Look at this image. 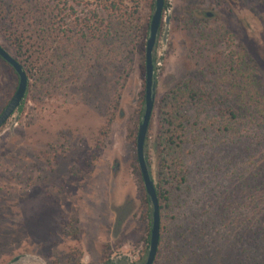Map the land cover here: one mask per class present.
Masks as SVG:
<instances>
[{
  "label": "rangeland",
  "instance_id": "374dc122",
  "mask_svg": "<svg viewBox=\"0 0 264 264\" xmlns=\"http://www.w3.org/2000/svg\"><path fill=\"white\" fill-rule=\"evenodd\" d=\"M78 1L0 0V46L34 68L36 47L29 41L61 23L74 29L103 2ZM145 3L144 25L154 9ZM165 4L144 150L155 188L167 92L192 84L210 99L227 95V105L242 117L227 121L230 130L223 131L228 119L218 116L217 103L180 111L188 123L168 161L175 200L160 212L163 241L155 264H237L242 249L264 260V237L255 240L253 223L264 226V123L240 102L246 91L231 94L226 85L227 69L243 65L252 79L246 95L264 98V0ZM142 32L129 64L73 55L72 69L59 79L40 83L29 75L21 106L0 127V264H144L151 212L148 218L136 159L148 37ZM17 85L16 73L0 58V113Z\"/></svg>",
  "mask_w": 264,
  "mask_h": 264
},
{
  "label": "trees",
  "instance_id": "16d2710c",
  "mask_svg": "<svg viewBox=\"0 0 264 264\" xmlns=\"http://www.w3.org/2000/svg\"><path fill=\"white\" fill-rule=\"evenodd\" d=\"M36 1L48 3L56 0ZM73 1L77 5L80 4L78 0H72V2ZM57 2L59 4H64L66 0H57ZM144 2H146L145 5L149 8L154 7V0H150L149 2L147 0H103V2L98 4L94 10H90L88 15L81 18L79 22L74 23V29L64 27L61 23V25L51 27V30L47 35L46 31H44L43 36L37 35L38 38L34 40V43L29 41L30 48L34 46L36 47V66L34 68H29V63L31 64V67H33L30 60H15L23 67L27 78H29V75L35 76V79L40 83L46 80L59 79L65 74V71H70L72 69L71 57L73 55L77 56L75 57L76 61H79V58L89 57L90 59L92 56H97L96 58L104 62H115L122 59L127 60L129 64V58L127 57L130 56L132 50L138 46L140 40L144 37V32L142 31L145 30L148 35L147 31L149 30V22L144 25L145 18L143 19L141 15L142 3ZM164 7L166 8L167 5L165 4ZM45 8L46 7H44V9ZM63 10L64 9H61L60 11L63 12ZM70 10L72 12L73 7H70ZM0 12H4V10L0 9ZM75 34L78 35V37H76ZM31 39L32 38H30V40ZM18 46L21 49V40L18 41ZM19 55L22 56L25 54L19 53ZM231 70L232 73L228 69L226 71L228 83L226 82L227 84H225L229 86L227 92H231L232 94L237 91H246L242 94L243 97L241 99L240 94H238L233 101L235 102L237 101L236 99H240V102L252 106V117L257 118L260 122L264 123V98L257 94L249 97L246 95L250 90V85L247 86L246 84L249 80H251L250 84L252 82L251 76H249L250 71L245 69L246 71L243 72V65L232 67ZM228 73L230 76H228ZM227 98V95L226 97L217 95L214 99H210L207 92L201 94L192 84H189L186 86H177L175 89L167 92L162 99L158 122V146L161 156L159 173L160 184L157 189L155 188L160 212H163L165 207L170 206V203L173 204L172 202L175 200L173 195L171 197L168 185L170 184V177L168 176V161L173 154L175 147L178 148L182 143L181 132L188 123V119L183 118L184 113L180 114V111L183 108L186 110V108H188L187 105H203L207 102L211 104L217 103V105L221 106L218 110V116H224L228 119L224 120L223 131H229L230 129L226 126V122L230 121V119L236 122L238 117L242 116L239 113H236L235 109L233 110L227 105V103L230 102V99L227 100ZM224 106L225 108L222 109ZM183 181H185V175H183ZM143 203L145 204L146 214L148 215V218H150L151 208L147 197L144 198ZM253 223L257 228L254 237L257 236L263 238L264 226L262 221L255 220ZM260 226L261 228H259ZM162 241V237L160 236V246L162 245ZM260 249L262 250L263 247H260ZM241 254V260L237 262V264H264L261 254L258 256L256 250L248 251L242 249ZM157 257L158 249L154 264L157 262Z\"/></svg>",
  "mask_w": 264,
  "mask_h": 264
},
{
  "label": "water",
  "instance_id": "95a60500",
  "mask_svg": "<svg viewBox=\"0 0 264 264\" xmlns=\"http://www.w3.org/2000/svg\"><path fill=\"white\" fill-rule=\"evenodd\" d=\"M165 0H154V9L151 15L148 37L145 44V85H144V110L138 124L136 135V157L140 169L143 187L151 207V221L149 233L148 252L144 264H153L160 237V211L154 181L151 177L145 159V140L153 110L155 78L153 52L157 40L159 26ZM167 23V20H166ZM0 58L4 60L16 73L18 85L12 98L0 114V127L9 119L15 110L19 108L25 98L28 78L23 67L0 46Z\"/></svg>",
  "mask_w": 264,
  "mask_h": 264
},
{
  "label": "flooded vegetation",
  "instance_id": "af4514ba",
  "mask_svg": "<svg viewBox=\"0 0 264 264\" xmlns=\"http://www.w3.org/2000/svg\"><path fill=\"white\" fill-rule=\"evenodd\" d=\"M164 8V7H163ZM206 15H208V14H206ZM4 61V60H3ZM12 98V97H11ZM21 106V105H20ZM19 106V107H20ZM5 108V107H4ZM3 108V109H4ZM3 109H2V111H3ZM1 111V112H2ZM1 114V113H0ZM136 159H137V157H136ZM137 164H138V161H137ZM138 168H139V166H138ZM139 172H140V169H139ZM140 176H141V174H140ZM101 264H124V263H121V262H118V263H115V262H107V263H101ZM128 264V263H127Z\"/></svg>",
  "mask_w": 264,
  "mask_h": 264
}]
</instances>
